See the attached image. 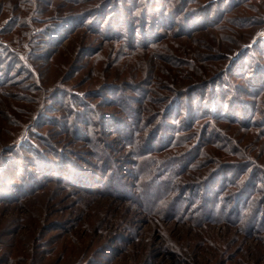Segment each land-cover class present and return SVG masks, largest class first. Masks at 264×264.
Returning a JSON list of instances; mask_svg holds the SVG:
<instances>
[{
  "label": "rangeland",
  "instance_id": "374dc122",
  "mask_svg": "<svg viewBox=\"0 0 264 264\" xmlns=\"http://www.w3.org/2000/svg\"><path fill=\"white\" fill-rule=\"evenodd\" d=\"M112 1L124 22L92 25L109 0H0V264H264V0ZM189 147L162 210L151 163ZM221 164L222 204L250 187L237 221L203 213Z\"/></svg>",
  "mask_w": 264,
  "mask_h": 264
},
{
  "label": "trees",
  "instance_id": "16d2710c",
  "mask_svg": "<svg viewBox=\"0 0 264 264\" xmlns=\"http://www.w3.org/2000/svg\"><path fill=\"white\" fill-rule=\"evenodd\" d=\"M110 2H109V4H108V6H106L107 8H109V10H105L104 8V3L103 2H101L100 4H96V5H94L90 10H87L86 12H90V13H92V16H89L90 17V19L93 21V23H92V25H94V24H97V23H99V22H101L102 20H105L106 19V17L107 16H104V12L105 11H108V13L110 12V18L113 20V21H115V22H117V23H119V21L117 20V15L116 14H118V16H120L121 17V19H122V21L121 22H124V17H126L122 12H124V11H119V7L117 6V2H115V1H112V0H109ZM120 3V2H119ZM82 16L83 15H81V14H78V15H72V16H67V17H63V18H58L59 20L57 21V22H55V23H53L51 26H49V27H47V28H49L53 33H55V34H58L59 32H60V28H63V27H65V28H68L69 26H73V25H75V26H79V24L80 23H83L82 22ZM143 16V15H142ZM105 17V18H104ZM112 21V22H113ZM129 21V20H128ZM109 22V21H108ZM130 28V27H129ZM128 28V29H129ZM58 30V31H57ZM107 34H109V35H114V34H116L117 32H115V31H113L112 30V28H110V29H108L107 31ZM151 34V33H150ZM149 34V35H150ZM152 35V34H151ZM60 36H62V35H60ZM57 37V36H56ZM250 74H251V72H250ZM215 78V77H214ZM224 78V77H223ZM219 80H221V78H219L217 81H216V84L219 82ZM213 81H215V80H213V79H210L208 82H207V84L208 85H216L215 84V82H213ZM235 87V86H234ZM213 102V100H211V103ZM232 106H234V103H233V105ZM237 106H239V105H237ZM212 108H213V110H218L219 109V106L217 107V105L215 104V103H212ZM235 109V108H234ZM234 111H237L236 109L234 110ZM214 113H216V112H214ZM218 114V112L216 113V116H218L217 115ZM234 115H236V114H234ZM241 115H242V113H241ZM101 117V116H100ZM187 117H189V115L187 116ZM78 119H79V122L81 123V121H82V119L83 118H81V116L80 117H78ZM188 119V118H187ZM76 120H77V118H76ZM84 121H87L86 119L84 120ZM140 123V121H138L137 122V125ZM162 123V122H161ZM163 124V123H162ZM93 125H96L95 123H93ZM135 126V128L133 127H129L130 128V131H131V134L130 135H128V130H126V127H125V125L123 126L122 124L121 125H119V124H116L115 125V127H117V128H120L119 129V131H120V134H123V136L125 137V138H127L128 140H129V143H132V144H136V143H138V141H137V139H136V137H137V133L139 134V132H140V130H141V127H142V125H140V130H139V128H138V126ZM161 126H163V125H161ZM76 130L75 131H77V132H79L80 134H81V136H84V133L82 134V132L80 131V128H78V126H76V128H75ZM151 128L149 127L147 130H145L146 132L148 131V130H150ZM81 130H83L82 128H81ZM144 131V133H146ZM155 131V130H154ZM154 131H153V133H154ZM143 133V134H144ZM152 133V134H153ZM151 134V133H150ZM186 137V136H185ZM185 137L183 138V139H180V141H178V142H176L174 145L175 146H177V143H180L181 142V144H178V145H181L182 146V142H183V140L185 139ZM149 139V138H148ZM147 140V139H146ZM146 140H145V142H146ZM188 140H185V142L186 143H188L187 142ZM143 144H144V141H143ZM161 146L162 145H160L159 147H160V150L162 149V148H165L166 146H169V143H167L166 145H164L162 148H161ZM195 148V150H197V151H195V153H193L194 151L192 150V149H194ZM198 150H199V148L198 147H189V148H186V149H184V150H182L181 152H178V155H176V156H173L174 158H165L164 160H162V159H159V158H156L155 159V161L154 162H152L151 164H155V163H158V161H160V164H162V166H159L157 169H159L158 170V172H157V174H156V177H161V178H163V179H165L162 183H166V186L168 187V185L167 184H169L170 182H171V178L172 179H175V178H177V179H179L180 177H178L177 175H175L173 172H172V170H169V168L167 167V165L170 163V162H172L174 159H178V160H180V162H181V168L180 169H184L185 168V162L186 161H189L190 159H192L193 157H195L196 156V154H197V152H198ZM140 155V154H139ZM186 156L187 157V160H183V158H181L182 156ZM191 155V156H190ZM189 156H190V158H189ZM70 159H72V158H70ZM163 164L165 165V166H163ZM46 165V164H45ZM59 166V165H58ZM140 168V167H139ZM230 168H232L231 166H229V164L228 165H225L224 166V164H221L218 168H217V170H216V178L214 179H206L205 180V184H206V187H204V196H203V198H204V204H203V213H204V215H206V217H208L209 215H211V210H212V212L213 213H215V215H213V217H211L210 219L212 220V219H224V220H226L227 222H232V221H237V220H239V219H241V216H240V213L238 212V211H236V208H237V206H240L241 204H243L244 203V201H245V198L249 195V191H250V187H248L247 189L245 188H243V192H242V194H241V192H239L238 194H235V195H233V197H232V201H233V203H232V205H233V207H229V205H228V203L229 202H226V203H224V204H222L223 203V200H221L220 199V194L222 193V192H224L225 191V185H224V180L222 181V177H223V175H224V173L225 172H228V171H230ZM88 172L83 168V169H81V171L79 170V172H78V176L79 175H81V177H83V178H86L85 177V175H88L87 174ZM84 174V175H83ZM165 174L167 175V176H169L167 179L166 178H164V176H165ZM174 174V175H173ZM91 174H89L88 175V177H93V176H90ZM98 177V176H97ZM141 177V178H140ZM226 177V175H224V178ZM99 178V177H98ZM97 178V179H98ZM139 178H140V180L142 181V180H144V178H143V176H141V173L139 174ZM168 180H169V182H168ZM221 184V185H220ZM27 186H28V184H27ZM147 186V184H145V187ZM174 186L172 185V183L170 184V186L166 189V191L165 192H163V193H157V199H156V201L158 202V204H156L157 206H159V207H161V209L162 210H165V209H167V210H170V211H173V210H175V208L177 207V205L178 204H180V203H182L184 200L183 199H181V198H175L174 196H175V194L173 193L174 192ZM178 189V188H177ZM183 189H186V188H184V187H182V190ZM190 189V188H189ZM193 190H192V196L193 195H196L195 193H197V188H196V186L194 185L193 186V188H192ZM146 190V189H145ZM191 193V192H190ZM192 198H188L187 200H188V204H195V200L193 201V200H191ZM243 199H244V201H243ZM227 200V199H226ZM186 205V207H185V210H184V212L186 211V208H187V204H185ZM150 207H151V204L149 205ZM156 206V207H157ZM209 207H211V209L209 210L208 208ZM184 208V207H183ZM182 208V209H183ZM183 212V213H184ZM210 213V214H209ZM187 214V213H186ZM184 217H186V216H184ZM260 220H261V223H263V221H264V218H260ZM253 221V220H252ZM249 228L252 230V228H253V226H252V223L250 222V224H249ZM250 230V231H251ZM257 230H258V228H257Z\"/></svg>",
  "mask_w": 264,
  "mask_h": 264
}]
</instances>
